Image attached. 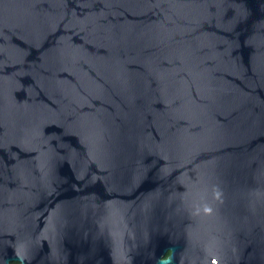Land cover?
Segmentation results:
<instances>
[{"label": "water", "instance_id": "95a60500", "mask_svg": "<svg viewBox=\"0 0 264 264\" xmlns=\"http://www.w3.org/2000/svg\"><path fill=\"white\" fill-rule=\"evenodd\" d=\"M264 264V0H0V264Z\"/></svg>", "mask_w": 264, "mask_h": 264}, {"label": "flooded vegetation", "instance_id": "af4514ba", "mask_svg": "<svg viewBox=\"0 0 264 264\" xmlns=\"http://www.w3.org/2000/svg\"><path fill=\"white\" fill-rule=\"evenodd\" d=\"M21 261L20 259H14L11 261V264H21Z\"/></svg>", "mask_w": 264, "mask_h": 264}]
</instances>
